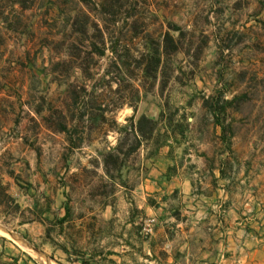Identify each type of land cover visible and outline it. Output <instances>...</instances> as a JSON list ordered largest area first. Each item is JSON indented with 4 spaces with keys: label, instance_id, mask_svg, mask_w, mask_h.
<instances>
[{
    "label": "rangeland",
    "instance_id": "374dc122",
    "mask_svg": "<svg viewBox=\"0 0 264 264\" xmlns=\"http://www.w3.org/2000/svg\"><path fill=\"white\" fill-rule=\"evenodd\" d=\"M263 22L264 0H0V185L14 198L0 205V226L12 235H0V264H49L28 246L53 264H70L55 230L46 240L39 211L29 209L54 187L57 204L62 188L69 193L76 237L94 217V228L110 231L117 245L128 204L139 202L134 189L152 149L143 145L131 154L112 173V185L102 161L118 138L111 120L124 126L146 116L160 122L161 133L170 126L188 142L216 113L225 139L259 162ZM166 34L176 53L165 45ZM148 54L160 59L155 78L138 69ZM75 93L91 105L94 120L84 119L91 131L70 149L58 130L76 123ZM94 193L103 196L92 200Z\"/></svg>",
    "mask_w": 264,
    "mask_h": 264
},
{
    "label": "crops",
    "instance_id": "0c3cea01",
    "mask_svg": "<svg viewBox=\"0 0 264 264\" xmlns=\"http://www.w3.org/2000/svg\"><path fill=\"white\" fill-rule=\"evenodd\" d=\"M205 120L196 140L168 132L166 145L145 161L134 189L139 202L128 204L117 245L92 218L81 238L76 219L57 223L69 204L63 188L57 204L56 187L29 208L39 211L44 238L53 228L70 264H264V156L240 155L216 113Z\"/></svg>",
    "mask_w": 264,
    "mask_h": 264
},
{
    "label": "trees",
    "instance_id": "16d2710c",
    "mask_svg": "<svg viewBox=\"0 0 264 264\" xmlns=\"http://www.w3.org/2000/svg\"><path fill=\"white\" fill-rule=\"evenodd\" d=\"M262 25L264 27V22L262 23ZM164 43L171 49L172 53L177 52V44L169 34H166ZM112 51L113 53H117L116 48ZM166 51L167 48L165 47L164 52ZM155 54L158 57V52ZM102 55L103 54L101 53L100 56ZM156 55L148 54V56H145L146 60L153 62L154 65H150L148 62L145 63L146 60L144 56L142 57L145 61L141 57V62L137 63L138 69H140L146 77H148L147 75L151 72L153 73L152 78H155L157 75V69L160 64V59H156ZM72 105L75 109L79 110L76 123L70 130L67 127L68 123H63L61 124L58 131L66 133L70 149H78L83 144L85 137L88 136V132L86 131H91V126L87 128L83 126L85 123L84 119L86 118L89 122H92L94 120V118L92 117L94 110L89 103L83 102L80 93L74 94ZM100 117L105 121L104 114H102ZM110 123L112 132L116 133L118 135V138L116 139V145L113 148H109L102 155V161L104 171L106 175L110 177L112 185H115L117 180V178H115L112 173H120L122 167L124 166V163L127 161L131 154L135 153L140 147L144 145L147 148L150 147L152 149V151L150 152V157H152L158 153L160 148L166 145L169 138L168 132H170V135L174 133V131L171 130L170 126H168L170 130H168L169 128L167 129V126H165L164 129L166 130L161 133V130L159 128L160 122L149 119L146 116H141L136 121L131 118L126 121V125L124 126L118 125L114 120H111ZM178 133L182 136V131H178ZM130 137L133 138L132 142H130ZM89 195L92 200L103 196L99 193ZM64 197L66 201H69V193H64ZM7 203H13V199L6 193L5 187L0 185V205L6 207ZM71 219L72 211L69 207H65V214L61 220L57 221V223L61 224L64 221ZM94 219L95 218L93 217L92 220ZM51 231L52 230L50 228L46 232V239H50ZM60 250L64 251L61 246Z\"/></svg>",
    "mask_w": 264,
    "mask_h": 264
},
{
    "label": "bare ground",
    "instance_id": "6f19581e",
    "mask_svg": "<svg viewBox=\"0 0 264 264\" xmlns=\"http://www.w3.org/2000/svg\"><path fill=\"white\" fill-rule=\"evenodd\" d=\"M0 235H8V236H12L11 233L5 232L3 230L0 229ZM16 235V234H15ZM16 240V239H15ZM23 241V240H22ZM21 242V241H20ZM28 249L31 250V252H33L34 254H37L38 256H40L41 258H43L44 260H46L49 264H53L49 259L47 260L44 256H42L38 251L34 250L32 247L28 246ZM39 258V257H38ZM40 258V259H41ZM47 264V263H44Z\"/></svg>",
    "mask_w": 264,
    "mask_h": 264
},
{
    "label": "water",
    "instance_id": "95a60500",
    "mask_svg": "<svg viewBox=\"0 0 264 264\" xmlns=\"http://www.w3.org/2000/svg\"><path fill=\"white\" fill-rule=\"evenodd\" d=\"M0 229L7 232L2 226H0ZM34 250H36V249H34Z\"/></svg>",
    "mask_w": 264,
    "mask_h": 264
},
{
    "label": "built area",
    "instance_id": "2783aa9c",
    "mask_svg": "<svg viewBox=\"0 0 264 264\" xmlns=\"http://www.w3.org/2000/svg\"><path fill=\"white\" fill-rule=\"evenodd\" d=\"M150 222H153L152 220ZM149 231V230H148Z\"/></svg>",
    "mask_w": 264,
    "mask_h": 264
}]
</instances>
